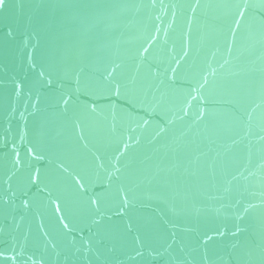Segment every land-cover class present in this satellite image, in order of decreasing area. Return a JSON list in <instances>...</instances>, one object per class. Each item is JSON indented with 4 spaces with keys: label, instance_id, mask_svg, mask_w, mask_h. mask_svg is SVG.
Listing matches in <instances>:
<instances>
[{
    "label": "water",
    "instance_id": "water-1",
    "mask_svg": "<svg viewBox=\"0 0 264 264\" xmlns=\"http://www.w3.org/2000/svg\"><path fill=\"white\" fill-rule=\"evenodd\" d=\"M0 264H264V0H3Z\"/></svg>",
    "mask_w": 264,
    "mask_h": 264
},
{
    "label": "snow or ice",
    "instance_id": "snow-or-ice-1",
    "mask_svg": "<svg viewBox=\"0 0 264 264\" xmlns=\"http://www.w3.org/2000/svg\"><path fill=\"white\" fill-rule=\"evenodd\" d=\"M3 3V0H0V4H2ZM117 91H118V89H117ZM65 103H66V101H65ZM78 183H79V181H78ZM93 203H95V201H93Z\"/></svg>",
    "mask_w": 264,
    "mask_h": 264
}]
</instances>
